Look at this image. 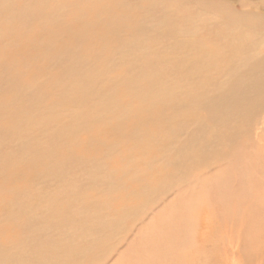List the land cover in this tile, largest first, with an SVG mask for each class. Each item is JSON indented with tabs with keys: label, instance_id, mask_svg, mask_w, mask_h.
<instances>
[{
	"label": "rangeland",
	"instance_id": "obj_1",
	"mask_svg": "<svg viewBox=\"0 0 264 264\" xmlns=\"http://www.w3.org/2000/svg\"><path fill=\"white\" fill-rule=\"evenodd\" d=\"M263 95L264 0H0V264L264 263Z\"/></svg>",
	"mask_w": 264,
	"mask_h": 264
},
{
	"label": "bare ground",
	"instance_id": "obj_2",
	"mask_svg": "<svg viewBox=\"0 0 264 264\" xmlns=\"http://www.w3.org/2000/svg\"><path fill=\"white\" fill-rule=\"evenodd\" d=\"M211 2V1H210ZM240 2V1H239ZM245 2V1H244ZM247 2V1H246ZM230 3V2H229ZM228 3V4H229ZM236 3H238V2H236ZM233 4V3H232ZM234 6V5H233ZM237 7V6H236ZM235 7V8H236ZM240 8V7H239ZM169 9V8H168ZM244 9V8H243ZM230 10V9H229ZM51 11V10H50ZM226 12V11H225ZM230 13H231V11H229ZM257 12V11H256ZM252 15H253V13H251ZM258 14V13H257ZM226 15H228V14H226ZM234 15V14H233ZM233 15H231V16H233ZM222 17V16H221ZM227 17V16H226ZM223 18H224V15H223ZM228 18H230V16L228 17ZM233 18H235V17H233ZM233 18H232V21H233ZM247 19H248V17H246ZM259 18V17H258ZM22 19V18H21ZM97 19V18H96ZM218 19H219V17H218ZM235 19H237V17L235 18ZM240 19V18H239ZM239 19H237V20H239ZM242 19H244V18H242ZM242 19L240 20V21H242ZM247 19H245V20H247ZM250 19H252V18H250ZM225 21V20H224ZM236 21V20H235ZM234 22V21H233ZM242 22H244V21H242ZM232 23V22H231ZM230 23V19H227V22L226 23H224V22H221L220 24H219V27L221 28V31L224 33V35H229L230 33H229V31L230 32H233V33H236L237 32V30H238V26H237V24H236V26L234 27L232 24ZM236 23V22H235ZM235 23H233V24H235ZM241 23V22H240ZM245 23V22H244ZM257 23H259V22H257ZM246 24H247V22H246ZM256 24V23H255ZM260 24V23H259ZM258 24V25H259ZM98 25V24H97ZM240 26H242V23H241V25ZM247 26V25H246ZM250 26H251V24H248V28H249V30L250 31H253V29H251L250 28ZM242 28H244V27H242ZM259 28V27H258ZM244 30H246L245 28H244ZM248 30V29H247ZM225 32H228V33H226L225 34ZM240 32V31H239ZM242 32V31H241ZM246 32V31H245ZM257 32H259V31H257ZM151 33V32H150ZM221 33V32H220ZM222 33V34H223ZM109 34V33H108ZM221 34V35H222ZM236 34H238V33H236ZM235 34V35H236ZM226 35V36H227ZM231 35V34H230ZM230 35L228 36V37H230ZM234 35V36H235ZM243 35V33L242 34H240V36H242ZM223 36V35H222ZM221 36V37H222ZM237 36V35H236ZM235 36V37H236ZM225 37V36H224ZM233 37V36H232ZM231 37V38H232ZM244 37V36H243ZM97 38V37H96ZM225 38H227V37H225ZM238 38V37H237ZM236 38V39H237ZM245 38V37H244ZM224 39V38H223ZM234 39V38H233ZM241 39L243 40V38L241 37ZM249 39V38H248ZM97 40V39H96ZM100 40V39H99ZM102 40V39H101ZM239 40H240V37H239ZM260 40V39H259ZM32 41H33V39H32ZM106 41V40H105ZM104 41V42H105ZM233 41H235V39L233 40ZM249 41H251V40H249ZM227 42V41H226ZM262 43H263V40L261 41ZM260 42V43H261ZM90 43V42H89ZM222 43V42H221ZM238 43H239V41H238ZM241 43H243V42H241ZM244 43H245V41H244ZM204 44V43H203ZM207 44V43H206ZM222 44H224V43H222ZM226 44V43H225ZM233 44V43H232ZM236 44V43H235ZM249 44V43H248ZM254 44V43H253ZM259 44V43H258ZM231 45V44H230ZM10 48V47H9ZM229 48V47H228ZM232 49V48H231ZM221 51H222V54L225 56L229 51H228V49H227V46L225 47L224 45H223V47L221 48ZM241 51V50H240ZM249 52V51H248ZM250 52H251V50H250ZM230 54V53H229ZM235 54V53H234ZM249 55V54H248ZM241 56V55H240ZM252 56V55H251ZM226 57V56H225ZM229 57H232V56H229ZM227 58H228V55H227ZM249 59H251V58H249ZM229 60V59H228ZM243 60H246V59H243ZM243 60L240 62L239 60L238 61H236L237 62V64L238 63H240V64H242L240 67H236V65L237 64H231L232 66H231V68L234 66V67H236V68H234V69H232V70H230L229 71V69H231V68H228L227 70L229 71L228 73H229V75H230V78L231 79H229V80H231V88H230V91L229 92H232L233 94H236L237 93V89L243 84V81H244V77L245 76H249L250 74H252L251 72H250V69H252L253 70V75L254 76H257V75H259L260 76V78L262 77L261 75H260V73H261V71H259V68H258V66L257 65H259L258 63H257V59H256V62L255 61H253L252 62V66H253V64L255 65V67H253V68H251L252 66L251 65H246V63H244L243 64ZM109 61V60H108ZM225 62V61H224ZM259 62V61H258ZM229 63H230V61L228 62V65H229ZM205 65V64H204ZM260 65H262V64H260ZM250 68V69H249ZM254 68L256 69V70H254ZM261 68V67H260ZM100 69V68H99ZM208 70V69H207ZM244 70H247V72L246 71H244ZM223 71V70H222ZM224 71H226L225 69H224ZM244 71V72H243ZM227 73V72H226ZM226 73H224V74H226ZM228 73H227V75H228ZM69 75H71V74H69ZM252 75V76H253ZM253 76V77H254ZM258 76V77H259ZM226 78V77H225ZM249 79V78H248ZM201 80V79H200ZM55 81H57V80H55ZM249 81V80H248ZM252 81V80H251ZM256 81H258V80H256ZM227 82H228V84H226V85H228L229 86V81L227 80ZM244 82H246V81H244ZM189 84V83H188ZM248 84V83H247ZM250 84V83H249ZM257 82H255V84H254V86H253V88L252 89H250V90H248V91H252L253 93H255V91L254 90H257L258 91V89H257ZM194 86V85H193ZM193 86H192V88H193ZM251 86V85H250ZM195 87V86H194ZM224 87H225V85H224ZM227 87V86H226ZM248 87V86H247ZM223 89H225V88H223ZM243 89V88H242ZM198 90V89H197ZM226 90V89H225ZM229 90V89H228ZM228 90H226V91H228ZM228 92V93H229ZM222 92H219V94H221ZM224 93V92H223ZM225 94V93H224ZM263 94V93H262ZM231 95V94H230ZM230 95H229V97H228V99H229V104L226 106L227 107V110L229 111V113L231 114V110H234L235 108L233 107V105L231 104V101H232V99H230ZM244 95H247V94H244ZM256 95H257V93H256ZM233 96V95H232ZM242 96V95H241ZM255 96V95H254ZM260 96V95H259ZM264 96V95H263ZM184 97V96H183ZM222 97V96H221ZM220 97V98H221ZM249 97V96H248ZM223 98V97H222ZM226 98V97H225ZM225 98H223V99H225ZM251 98H253L252 96H251ZM69 99V98H68ZM213 99H215V98H213ZM246 99H248V98H246ZM262 99V98H261ZM211 100V99H210ZM210 100H208V102H206L207 100H205V102L207 103V106L209 107V109H212V110H214L215 112H216V110L217 109H219L221 106H223V105H220L221 104V101H220V104H218V103H215L214 105L213 104H211V105H208V104H210V103H212V101H210ZM219 101V100H218ZM217 101V102H218ZM234 101V100H233ZM232 101V102H233ZM179 102H180V100H179ZM223 102V101H222ZM250 102V101H249ZM189 103V102H188ZM233 104H236L235 102L233 103ZM248 104V103H247ZM182 106V105H181ZM237 107L239 106V105H236ZM203 108H206V105L203 107ZM72 113V112H71ZM74 113V112H73ZM181 113V112H180ZM262 113V112H261ZM239 114V113H238ZM75 115V114H74ZM73 115V116H74ZM242 116V115H241ZM211 117V116H210ZM224 120H226V118L224 119ZM228 120V119H227ZM252 123V122H251ZM250 123V124H251ZM258 125H260L261 123L258 121V123H257ZM256 125V124H255ZM174 127H176V126H174ZM202 127V126H201ZM256 128H258V127H256ZM255 128V129H256ZM27 129V128H26ZM200 129V128H199ZM212 129V128H211ZM217 129V128H216ZM220 129H221V127H220ZM28 130V129H27ZM98 130V129H97ZM200 130H202V129H200ZM251 130V129H250ZM207 132V131H206ZM212 132V131H211ZM88 133V132H87ZM208 135V134H207ZM196 136V135H195ZM175 137H177V136H175ZM204 138V137H203ZM202 139V138H201ZM216 140V139H215ZM216 142V141H215ZM195 143V142H194ZM204 143V142H203ZM194 147V146H193ZM214 147V146H213ZM175 148H176V146H175ZM96 151V150H95ZM194 151H195V149H194ZM191 152V151H190ZM186 153H187V151H186ZM161 154V153H160ZM202 154H204V153H202ZM201 154V155H202ZM238 154V153H237ZM192 155V154H191ZM214 159V158H213ZM234 159V158H233ZM240 159V158H239ZM203 160H204V157H203ZM206 160V159H205ZM203 161V162H205V164H206V161ZM240 162L238 161V164H239ZM230 164H232V163H230ZM241 164V163H240ZM252 164V163H251ZM258 167V166H257ZM228 168V167H227ZM229 168H230V166H229ZM259 168V167H258ZM240 171H241V169H240ZM254 171V170H253ZM252 173V172H251ZM254 173H256V172H254ZM257 174H260L258 171H257ZM239 175V174H238ZM263 175V174H262ZM261 175V176H262ZM147 176V175H146ZM226 176H228V174L227 175H225V177ZM229 176H230V174H229ZM232 176V175H231ZM249 176H252V175H249ZM248 176V178H246V179H250V177ZM233 177V176H232ZM264 177V176H263ZM222 178L223 179H225L223 176H222ZM227 178V177H226ZM234 178H235V175H234ZM231 179V178H230ZM229 179V184L227 185V184H225L224 186H223V191H226V192H229V188L231 187L230 186V184L231 183H234L233 182V180L231 181ZM240 179V178H239ZM246 179H244V180H242L241 182H240V184L238 185V187H240L241 189H239L238 191H245L244 189H247V188H253L254 186H255V182H257V184H258V186H257V184H256V187L258 188V189H256V194L258 195V196H253V194H252V196H250V202L251 203H254L255 201V203H257V197L259 198V197H261L260 196V194L257 192L258 190L259 191H261L260 190V186L262 185V182H261V178H260V176H258L257 177V180H255V178L253 179L254 180V183H253V181H251V182H249V180L247 181ZM263 179V178H262ZM251 180V179H250ZM258 180H259V183H258ZM264 181V180H263ZM218 183V182H217ZM264 184V183H263ZM236 186V185H235ZM263 186V185H262ZM199 188V187H198ZM218 188V187H217ZM232 188V187H231ZM236 190H237V188H235ZM235 190V191H236ZM215 191V190H214ZM216 191H218L217 189H216ZM249 191V190H248ZM218 193V192H217ZM127 194V193H126ZM208 194V193H207ZM249 194V193H248ZM248 194H246V191H245V195H248ZM212 195V194H211ZM210 195V196H211ZM199 196V195H198ZM232 196V195H231ZM241 197H242V195H240ZM249 196V195H248ZM254 197V198H253ZM248 199H249V197H247ZM262 198V197H261ZM130 200V199H129ZM132 200V199H131ZM229 199H227V201H228ZM249 201V200H248ZM263 202V201H262ZM253 205V204H252ZM249 206V205H248ZM251 206V205H250ZM254 207V206H253ZM259 207V206H258ZM247 208V207H246ZM249 208V207H248ZM247 208V209H248ZM241 210H243V212H241V213H245V208L244 209H242L241 208ZM241 213H240V215H241ZM255 214L253 215V217L252 216H249V218L248 217H246V218H248V219H246L245 220V222L243 223L242 221H236L235 220V218H234V222H237L236 224H234V223H232V221L233 220H229V221H226V222H224V220L221 218V217H219V218H215L216 220H215V225L216 226H219V227H221L222 228V230H223V233H224V236H226L227 237V231L226 230H224V226L225 227H229V223L230 224H232V230H233V233H234V235L236 234V230H235V226L236 225H238V229H237V231L239 230V229H242L243 228V233H245V234H247V236L246 237H248V238H240V237H238V243H240L241 242V240L243 239H245L243 242H245L247 245L250 243V238H251V242L255 245L256 243H262L263 244V242H264V227H262L261 226V224L259 223V221H261V220H263V209H259V208H256V210H255V212H254ZM221 214V216H223V211L220 213ZM247 214H248V211H247ZM44 215V214H43ZM181 215V214H180ZM217 215V214H216ZM33 218V217H32ZM225 219V218H224ZM233 219V218H232ZM236 219H238V218H236ZM240 219H242L241 217H240ZM210 220L212 221L211 223L213 224V221H214V217L213 218H210ZM254 222H255V225H254ZM10 223V222H9ZM13 223V222H12ZM210 223V224H211ZM23 224V223H22ZM257 224V225H256ZM263 224V223H262ZM187 225V224H186ZM249 225V226H248ZM31 229V228H30ZM171 230V229H170ZM246 231H248V232H246ZM166 232V231H165ZM172 232V231H171ZM157 232L155 231V234H156ZM229 233V232H228ZM158 234V237L160 236V231H159V233H157ZM157 236V235H156ZM30 237V236H29ZM229 239H230V242H229V244H232V241H231V239L233 240V236L230 234L229 236ZM242 237V236H241ZM152 239V238H151ZM163 239V238H162ZM172 239V238H171ZM164 240V239H163ZM146 242V241H145ZM148 243V242H147ZM171 243H173V241H171ZM244 243V244H245ZM234 244H236V243H234L233 242V244L230 246L231 247V250L233 251V247H234ZM144 245V244H143ZM160 245V244H159ZM171 248H172V252H174V249L173 248H175V252H177L178 253V246H176V244L175 243H173V246H172V244H170L169 245ZM10 247V246H9ZM8 247V248H9ZM248 246H246V248H247ZM254 247V246H253ZM256 247H258V249H261V247H263L262 245H257L256 244V246H255V249H256ZM159 248V247H158ZM236 249L238 248V247H235ZM152 249V248H151ZM154 249V248H153ZM160 249V248H159ZM159 249H158V251H159ZM235 249V255L233 256V260H232V263L231 264H237L236 263V261H237V255H238V252H237V250ZM249 251H251L252 250V246H249ZM262 249H264V248H262ZM2 250V249H1ZM239 250V249H238ZM145 251V250H144ZM156 251V250H155ZM157 251V252H158ZM254 251H256V250H254ZM253 251V252H254ZM264 251V250H263ZM154 252V251H153ZM163 253V252H162ZM176 253V254H177ZM148 254V253H147ZM150 254H151V252H150ZM256 254V253H255ZM180 256V255H179ZM179 256H177V255H173V254H171L170 256H169V260H168V264H175V263H177L178 264V262L180 263L182 260L181 259H179ZM144 257V256H143ZM156 257V256H155ZM258 260H256V264H264V263H262V258L263 257H259V254H258ZM145 258V257H144ZM147 258V257H146ZM157 258V257H156ZM181 258V257H180ZM150 259V258H149ZM159 259V258H158ZM158 261V260H157ZM156 261V262H157ZM255 261V260H254ZM3 262V261H2ZM182 263V262H181ZM239 263V262H238ZM253 264V263H252Z\"/></svg>",
	"mask_w": 264,
	"mask_h": 264
}]
</instances>
